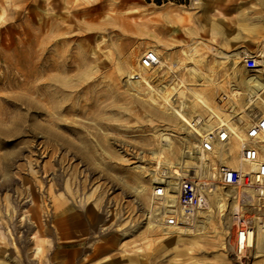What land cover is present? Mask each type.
<instances>
[{
  "label": "rangeland",
  "instance_id": "obj_1",
  "mask_svg": "<svg viewBox=\"0 0 264 264\" xmlns=\"http://www.w3.org/2000/svg\"><path fill=\"white\" fill-rule=\"evenodd\" d=\"M149 49L163 69L141 66ZM253 53L264 63V0H0V260L264 264L231 250L223 189L190 231L161 228L153 195L154 177L176 186L194 163L200 125L247 121L232 93L236 74L251 85Z\"/></svg>",
  "mask_w": 264,
  "mask_h": 264
},
{
  "label": "built area",
  "instance_id": "obj_2",
  "mask_svg": "<svg viewBox=\"0 0 264 264\" xmlns=\"http://www.w3.org/2000/svg\"><path fill=\"white\" fill-rule=\"evenodd\" d=\"M256 55H247L243 60L245 68L252 72L251 84L258 87L253 102L245 109L251 116L248 117L244 110L239 118H246V122L237 123L231 119L230 124L216 123L209 129L200 125L203 134L186 147V155H193L194 163L179 167L183 175L176 180V186L172 184L175 181L172 177H166V181L153 190L158 202V221L168 230L186 225L182 211L194 213L206 209L210 197L223 189L226 196L222 195V202L228 206L231 200L235 201L234 206L231 205L234 222L232 250L235 255L245 258L252 252L249 239L257 233L258 219L264 230V63H260ZM160 59L156 51L149 49L144 52L141 64L153 69L159 65ZM237 145L240 148L234 150ZM249 190L257 192L256 196H251L250 202L246 195ZM173 196L176 201L171 203L169 200ZM247 205L258 207L261 214H249Z\"/></svg>",
  "mask_w": 264,
  "mask_h": 264
},
{
  "label": "bare ground",
  "instance_id": "obj_3",
  "mask_svg": "<svg viewBox=\"0 0 264 264\" xmlns=\"http://www.w3.org/2000/svg\"><path fill=\"white\" fill-rule=\"evenodd\" d=\"M202 1V0H201ZM160 56V55H159ZM220 58H222V59H224V60H226V59H228V56H222V57H220ZM141 66H142V64H141ZM159 66L161 67L160 69H163L164 67H165V65H164V63H163V61L160 59V63H159ZM143 67V66H142ZM235 67H236V64H233V67H232V70H234L235 69ZM144 68V67H143ZM146 69V68H145ZM193 73V76H199L198 75V73H197V71L196 70H191ZM132 74V73H131ZM133 75V74H132ZM131 75V76H132ZM134 76V75H133ZM132 76V77H133ZM206 76V75H205ZM237 76V78H235V79H237V81L238 82H240V80L242 79L241 77H240V75H238V74H236L235 75V77ZM192 77V76H191ZM137 79V78H136ZM136 79H132L131 81H133V82H131V87H132V89L133 90H138L137 88H135L134 87V85H133V83L134 82H138L139 80H136ZM176 79V78H175ZM179 80V79H178ZM200 82V81H199ZM183 83V82H182ZM138 84V83H137ZM183 84H185V83H183ZM246 85V89L249 91V94H251V93H254V94H257V92H258V90L256 89V88H258V87H256L255 85H253V84H251V85H249V87H248V82H246L245 83ZM136 85V84H135ZM139 85V84H138ZM141 85H142V83H141ZM179 85V84H178ZM137 87V86H136ZM178 87V86H177ZM181 88V87H180ZM254 91V92H253ZM145 92V91H144ZM149 92V91H148ZM190 92V91H189ZM233 96H234V98H236L237 100H242L241 99V91H240V88L238 87V86H234V90H233ZM255 96V95H254ZM254 96H253V98H254ZM223 98H228L229 99V95H227V94H225L224 96H223ZM246 99H248L247 97H246ZM168 100V99H167ZM222 100H224V99H222ZM221 100V101H222ZM253 100V99H252ZM96 101V100H95ZM226 101V100H225ZM92 102V101H91ZM90 102V104H92ZM223 102V101H222ZM244 102V108L245 109H247L248 107H249V105H250V103H252L251 101H248L247 103H245V100L243 101ZM261 103V102H260ZM94 104V103H93ZM72 107V106H71ZM80 108V107H79ZM105 108V107H104ZM71 110V109H70ZM100 110V109H99ZM94 114V113H93ZM93 117V116H92ZM100 119V118H99ZM201 122V121H200ZM50 125H52V124H50ZM247 125V124H246ZM49 126V125H48ZM52 127H53V125H52ZM209 128H211V125H207V129H209ZM54 129V128H53ZM46 133V132H45ZM48 133L50 134V131H48ZM236 133L239 135V133L236 131ZM50 136H52L53 137V139H55L56 141H58L57 143H61V144H64L66 147H68L70 150H75L77 153H82V155H86L85 153H83V149L81 148V147H79V146H77L76 144H74L73 142H70L69 140H66V139H63V138H60L56 133H53V132H51V134H50ZM48 141V140H47ZM166 141V140H165ZM44 145V144H43ZM55 146V145H54ZM196 146V145H195ZM237 149H239V148H237ZM153 157L154 158H158V156H159V154L158 153H153ZM7 156V155H6ZM89 156V155H88ZM3 157V156H2ZM237 162V161H236ZM169 167H170V165H169ZM172 168H176L177 167V164L175 165H172L171 166ZM170 167V168H171ZM181 169L180 168H176L174 171H177V172H179ZM165 173H167V172H165ZM164 173V174H165ZM164 174H162V175H157L156 177H154L155 179H154V181H157V180H159V181H164V179L166 178V176H164ZM153 175V174H152ZM155 175V174H154ZM165 177V178H164ZM3 178V177H2ZM166 181V180H165ZM68 183V182H67ZM66 183V184H67ZM69 184V183H68ZM159 184V183H158ZM173 184V183H172ZM29 190V189H28ZM171 203H174L175 201H176V196H173V197H171V199L169 200ZM209 205V204H208ZM211 207V206H210ZM46 208H47V206H46ZM230 208H231V206H230ZM232 209V208H231ZM3 211V210H2ZM157 213H159V210H158V208H157ZM156 213V214H157ZM182 215H183V217H185V219H186V227L185 226H183V227H179L180 229H184V230H186V231H190L191 229L190 228H187L188 226H193V225H195V221H193V218H192V213H186L185 211H182ZM36 216L38 217V221L39 220H41V215H40V212H36ZM25 218V217H24ZM23 218V219H24ZM155 219H156V223L162 228V226H161V224H160V221H158V219H157V215L155 216ZM259 219L257 220V224H258V230H257V233H254V235H253V237H250V239H249V244H251L252 245V250H253V252L254 253H256L258 250H262V251H264V230L261 228V226L259 225ZM196 226V225H195ZM194 227V226H193ZM197 228H199L200 227V225H198V226H196ZM197 228H195V230H197ZM200 228H202V227H200ZM173 229H177V228H173ZM179 230V229H178ZM196 233V232H195ZM199 233V232H198ZM35 238L37 237V236H34ZM33 237V238H34ZM39 239V238H38ZM39 242V241H38ZM55 243V242H54ZM56 246V245H55ZM231 250H232V247H231ZM233 251V250H232ZM37 253H39L40 255L43 253V248H42V245L39 243V245L37 246ZM2 254V253H1ZM235 255V254H234ZM236 257H238V258H241V259H245V257H240V256H238V255H235ZM35 258V257H34ZM38 259V258H37ZM235 262V261H234ZM31 263V262H30ZM0 264H7V263H5V261H1L0 260Z\"/></svg>",
  "mask_w": 264,
  "mask_h": 264
},
{
  "label": "crops",
  "instance_id": "obj_4",
  "mask_svg": "<svg viewBox=\"0 0 264 264\" xmlns=\"http://www.w3.org/2000/svg\"><path fill=\"white\" fill-rule=\"evenodd\" d=\"M252 80V79H251ZM242 81V82H241ZM246 81L245 80H240L238 83V87L240 88L241 91V99L244 101L246 99V86H245Z\"/></svg>",
  "mask_w": 264,
  "mask_h": 264
}]
</instances>
